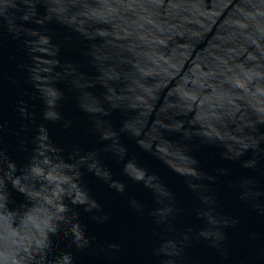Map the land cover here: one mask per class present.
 <instances>
[{"label":"water","instance_id":"1","mask_svg":"<svg viewBox=\"0 0 264 264\" xmlns=\"http://www.w3.org/2000/svg\"><path fill=\"white\" fill-rule=\"evenodd\" d=\"M0 264H264V0H0Z\"/></svg>","mask_w":264,"mask_h":264}]
</instances>
